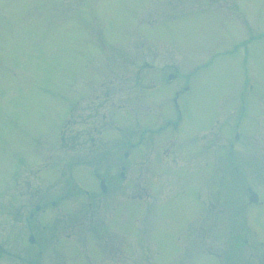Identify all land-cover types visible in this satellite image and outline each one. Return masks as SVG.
<instances>
[{
  "label": "rangeland",
  "instance_id": "1",
  "mask_svg": "<svg viewBox=\"0 0 264 264\" xmlns=\"http://www.w3.org/2000/svg\"><path fill=\"white\" fill-rule=\"evenodd\" d=\"M169 73L177 80L164 85ZM108 80L118 84L120 107L92 102ZM149 83L159 87L147 91ZM187 83L176 129L166 120L179 121L174 91ZM242 97L250 101L243 113ZM75 102L83 111L90 103L109 111L113 124L98 135L107 143L160 130L145 133L154 141L125 148L120 242L98 248L94 239L78 241L67 263L201 264L210 242L202 245L197 234L200 201L209 195L197 178L198 130L213 118L215 126L234 127L240 113L252 152L264 148V0H0V205L24 173L56 177L57 161L69 157L62 128ZM88 172L79 171L84 187ZM218 232L212 243L227 251L228 229Z\"/></svg>",
  "mask_w": 264,
  "mask_h": 264
},
{
  "label": "flooded vegetation",
  "instance_id": "2",
  "mask_svg": "<svg viewBox=\"0 0 264 264\" xmlns=\"http://www.w3.org/2000/svg\"><path fill=\"white\" fill-rule=\"evenodd\" d=\"M170 74L173 73L168 76ZM173 75L171 79L167 77L164 85H171L177 80L176 74ZM137 81L140 82V79ZM98 85L96 90L100 93H96L92 102L102 99L105 100L102 104L111 101L112 106L120 107L116 104V93L113 91L118 84L108 80ZM158 87L149 83L143 88L154 91ZM189 90L187 83L184 88L174 91V110L179 121L166 120V125L176 129L180 126L183 110L177 100ZM242 102L243 113L250 101L246 102L242 97ZM78 106L79 102H75L62 128L61 147L69 157L57 161L56 177L46 179L37 169L34 175L24 173L20 179L16 178L8 188L5 205H0V223L4 222L6 231L5 239L0 242V263L68 264L67 261L74 258V254L70 253L75 251L76 245L73 247L72 244L78 241L86 243L91 238L99 248L100 244L103 247L112 240L120 242L122 239L124 208L118 187L125 179L126 160L130 157L125 148L134 149L154 141L145 133L152 131L155 134L160 129L147 128V132L139 134L136 142L123 138L116 143H107L101 141L98 135L105 125L113 124L108 117L109 111H100V105L93 103L84 105V111ZM238 116L234 127L215 126L213 118L209 126L197 133L196 150L201 162L197 178L200 183L206 181L205 193L209 195L208 201H200L204 204L205 215L201 214L202 224L197 234L202 245L210 242L204 249L201 264H263L264 191L252 180L264 184V148L260 152H252V146L256 144L248 141L249 136L243 132L247 128L242 126L240 113ZM80 125L82 128L78 129ZM115 128L119 129L117 125ZM78 167L89 171L86 178L90 187L80 184L81 176L85 177V174L79 173ZM198 198H201L200 190ZM221 198H224L223 206L220 205ZM110 227L116 228V231ZM109 229L110 238L103 240ZM221 229H228L227 251L224 252L214 246L210 237L217 238V230ZM116 253L124 256L118 243ZM111 260L119 264L118 257Z\"/></svg>",
  "mask_w": 264,
  "mask_h": 264
},
{
  "label": "water",
  "instance_id": "3",
  "mask_svg": "<svg viewBox=\"0 0 264 264\" xmlns=\"http://www.w3.org/2000/svg\"><path fill=\"white\" fill-rule=\"evenodd\" d=\"M169 78H172V75H170ZM262 263L264 264V253H263Z\"/></svg>",
  "mask_w": 264,
  "mask_h": 264
}]
</instances>
